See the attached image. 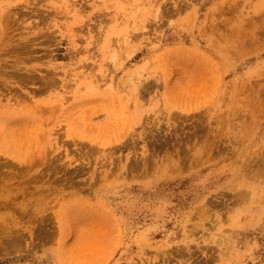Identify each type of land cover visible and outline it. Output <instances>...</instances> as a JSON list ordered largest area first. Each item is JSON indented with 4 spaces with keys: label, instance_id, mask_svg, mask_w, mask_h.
<instances>
[{
    "label": "rangeland",
    "instance_id": "obj_1",
    "mask_svg": "<svg viewBox=\"0 0 264 264\" xmlns=\"http://www.w3.org/2000/svg\"><path fill=\"white\" fill-rule=\"evenodd\" d=\"M0 133V264H264V0H0Z\"/></svg>",
    "mask_w": 264,
    "mask_h": 264
},
{
    "label": "bare ground",
    "instance_id": "obj_2",
    "mask_svg": "<svg viewBox=\"0 0 264 264\" xmlns=\"http://www.w3.org/2000/svg\"><path fill=\"white\" fill-rule=\"evenodd\" d=\"M117 53H115L114 52V56L116 55ZM111 85H112V83H111ZM91 86H93V85H91ZM110 87V86H109ZM112 89V88H111ZM113 90V89H112ZM33 106H34V104H33ZM29 125V124H28ZM30 126V125H29ZM33 130V129H32ZM28 131V132H27ZM25 130L24 131V133L25 132H27V134H29V129L28 130ZM36 131V130H35ZM23 132V131H22ZM32 132V131H31ZM24 133H22V137H24ZM17 134V133H16ZM24 134V135H23ZM32 134H33V139H34V135H35V133H33L32 132ZM11 136L12 137H14L13 135H12V133H11ZM11 137V138H12ZM2 138H6V136L3 134V133H0V139H2ZM7 138H8V134H7ZM26 139V141H27V138H25ZM24 138H23V141L25 140ZM30 139L32 140V138L30 137ZM22 140V139H21ZM30 144H31V142H30ZM30 149V148H29ZM23 150V149H22ZM3 204H4V202H2ZM2 204V205H3ZM4 206H6V204L4 205ZM14 217V216H13ZM4 219V220H8V219H11V218H8V216H5V215H0V219ZM46 220V219H45ZM45 220L43 221V219H42V221L43 222H45ZM42 221H41V223H42ZM44 224V223H43ZM49 225L50 224H48V226H45V225H43V229L41 230L43 233H44V235L45 236H48L49 237V231H48V229L46 228V227H49ZM16 226V225H15ZM15 226H13V227H5L4 226V228H2L1 230L3 231V232H5V231H8V230H10L11 231V233H6V234H8V235H6V238H3L2 236H1V234H0V254H2V255H4L3 253L5 252V255H7L6 253H9V252H11V251H9V249L11 248V247H13V248H15L14 247V244L15 243H17L18 241H21V240H25L26 239V236L24 235V234H15V235H12V233H14L15 232V230L14 229H12V228H15ZM42 226V225H41ZM40 226V227H41ZM2 227V226H1ZM42 232H40V236H42L43 234H42ZM16 233V232H15ZM32 238L33 237H35L36 235L38 236L39 235V232H38V234H37V232H36V230L35 229H33V230H31L30 231V234H29ZM35 235V236H34ZM40 238V237H39ZM45 238H47V237H45ZM46 240V239H45ZM39 241V240H38ZM50 241V240H49ZM49 241H44L45 243H48ZM40 242H42V240L40 241ZM36 243V242H35ZM45 243H43V244H45ZM32 244H33V242H32ZM31 244V245H32ZM40 244H42V243H40ZM39 244V245H40ZM30 245V244H29ZM41 246H44V245H41ZM40 247V246H39ZM29 249V248H28ZM12 254L13 253H15V252H11ZM10 255V254H9ZM48 259V258H47ZM50 260V259H49ZM54 262H56V261H54ZM39 263H41V264H44L45 263V261H44V259L42 260H39Z\"/></svg>",
    "mask_w": 264,
    "mask_h": 264
}]
</instances>
